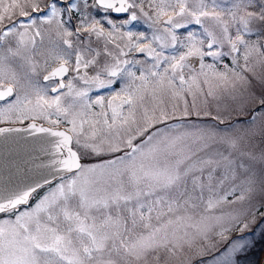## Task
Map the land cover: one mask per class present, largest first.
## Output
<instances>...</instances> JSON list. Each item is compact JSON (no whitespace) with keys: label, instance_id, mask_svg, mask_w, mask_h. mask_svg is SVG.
I'll list each match as a JSON object with an SVG mask.
<instances>
[{"label":"snow or ice","instance_id":"6c2138e0","mask_svg":"<svg viewBox=\"0 0 264 264\" xmlns=\"http://www.w3.org/2000/svg\"><path fill=\"white\" fill-rule=\"evenodd\" d=\"M137 9L151 39L122 30ZM8 98L0 123L31 122L0 137L43 174L0 176V264H203L213 234V264H264L242 259L264 237V0H0Z\"/></svg>","mask_w":264,"mask_h":264},{"label":"water","instance_id":"95a60500","mask_svg":"<svg viewBox=\"0 0 264 264\" xmlns=\"http://www.w3.org/2000/svg\"><path fill=\"white\" fill-rule=\"evenodd\" d=\"M116 15L121 13H114ZM25 133H6L5 136L0 137V176L4 177V183L8 186H14L18 183H31L35 179L40 178L43 170H33L31 165H25L26 157L25 149ZM30 140L31 138L28 137ZM19 165V171L17 170ZM25 168L29 170L24 171ZM260 260H264V251Z\"/></svg>","mask_w":264,"mask_h":264},{"label":"rangeland","instance_id":"374dc122","mask_svg":"<svg viewBox=\"0 0 264 264\" xmlns=\"http://www.w3.org/2000/svg\"><path fill=\"white\" fill-rule=\"evenodd\" d=\"M88 2H89V4H92V3H93V0H88ZM137 2H139V0H137ZM147 8H148V7H147V3H145V9H147ZM91 9H94V8H91ZM136 11H137V14H138V16H139V19H138L137 21H133V23H135V24H133V26H134V27H137V26H143V23H144V22L148 23L147 21L144 20V18L142 17V15L139 13V10L137 9ZM129 15H130V13H129ZM95 17H96V16H95ZM101 17H102V16L100 15V16H98V17H96V18H97V19H100ZM116 23H117L118 25L120 24V22H116ZM127 26H128V25H127ZM127 26H125L124 29H125ZM47 27H49V26H47V25L42 26V28H47ZM53 27H54V25H53ZM105 27H108V25H107L106 23H105ZM134 27H132V28H134ZM137 30H138V28H137ZM178 31H182V30H178ZM153 32H154V31H153ZM145 35H146V34H145ZM152 35H153V33H152ZM147 37L150 39V34L147 35ZM38 39H39V38H38ZM165 52H166V54H168V52H170V50H165ZM207 60H208L209 63L212 62V61H211V58H207ZM230 61H231V57H228V58L225 59L224 62H225V63H229V66L231 67L232 65H231ZM221 70H223V69H221ZM248 118H249V115H248V114H245V113H238V112H233V113H232L231 120H232V121H240V122H244V121H247ZM193 119H195V118H193ZM222 127H223V126H222ZM256 143L259 145V147H264V138L257 137V139H256ZM257 150H259V148H258ZM83 162L87 164V163H94L95 161H94L93 159L87 158V159H85ZM57 182H58V181H55V180H54L51 186H54L55 183H57ZM47 190H48V186H46V187L43 188V189H39V190L37 191V193L35 194V195H36V199H39L41 196H43ZM237 194H238V193H237ZM232 198H234V197H230V199H232ZM225 211H229V209H228V208H225ZM261 211H264V209H261ZM217 214H219V213H217ZM263 223H264V221H263ZM217 231H219V229H217ZM255 231H257V230H255ZM237 234H238V233H235V232L231 233V234L229 235V239H230L231 237L237 235ZM213 238H214V242L216 243V247H212V244H211V243L208 244V250H207V252L204 253V255H203V264H213V261H214L218 256H220V255L223 253V251H225L226 248H227V245H228V242H229L228 239H225V240L221 241L220 238H219L218 236H215V234H213ZM200 243H202V242H200ZM263 251H264V250H263ZM262 254H263V253H262ZM200 262H201V257H197V256H195V255L193 254V255H192V261H191V264H200Z\"/></svg>","mask_w":264,"mask_h":264},{"label":"flooded vegetation","instance_id":"af4514ba","mask_svg":"<svg viewBox=\"0 0 264 264\" xmlns=\"http://www.w3.org/2000/svg\"><path fill=\"white\" fill-rule=\"evenodd\" d=\"M88 10L91 11L92 14H93L94 16H96V17H98V16H100V15H101V16L108 15V17L111 18V19H113L115 22H121L122 20L127 19V18L129 17V13H121V14L116 15V14H114V13H108V14H105V13H103L102 11H98L96 8H94V9H91V8H90V9H88ZM145 10H146V11H149L148 8L145 9ZM142 17H143V16H142ZM143 18H144L145 21H147V19H146L145 17H143ZM147 22H148V23L144 22V23H143V26H137V27H134L133 24H135V23L132 22V23L129 24L125 29L123 28L122 30H123V31H129V30H131V31H133V32H137V33L142 32V33L146 34V36L150 34V39H151V37H152V33H153L154 29L149 27L150 21H147ZM75 23H76V21L74 20V21H73V24H75ZM132 27H134V28H132ZM137 28H138V30H137ZM136 58H137V59H141V60L146 59V58L144 57V55H143V54H140V53H137V54H136ZM149 63H151V61H149ZM42 76H43V73H42L41 76H40V80H41V82H42V83H45V84L48 83V82H45V81L42 80ZM66 79H67V78H66ZM116 89H117V90L119 89V85L116 86ZM110 91H111V90H109V89H104V90H100L99 93H97V92H92V93H90V95L93 96V97H95L97 94L108 95ZM50 95H52V94L50 93ZM11 99H12V98H8L7 101L0 102V107L5 106V104H6L8 101H10ZM30 122H31V121H29V120H25V121L23 122V124H20V123L12 124V123L5 122V123H0V127H17V128H19V127H26L27 124L30 123ZM40 122H42V121H38V123H40ZM34 202H35V201H33V203H34ZM0 216H4V214H0ZM261 223H263V221H262ZM254 228H255V226H254ZM255 230H257L256 233L258 234L259 229H255ZM259 241H260V237L256 239V245H255L254 249L252 250V253H253V252H254V253L257 252V249L259 248ZM263 250H264V245H263V248H262V250H261V252H260L259 261H260V259H261V257H262Z\"/></svg>","mask_w":264,"mask_h":264},{"label":"trees","instance_id":"16d2710c","mask_svg":"<svg viewBox=\"0 0 264 264\" xmlns=\"http://www.w3.org/2000/svg\"><path fill=\"white\" fill-rule=\"evenodd\" d=\"M263 245H264V237H260L259 248L257 249V252L252 253V250L254 249L252 248V250L246 256L242 257V259L244 261H259L260 252L263 248Z\"/></svg>","mask_w":264,"mask_h":264}]
</instances>
